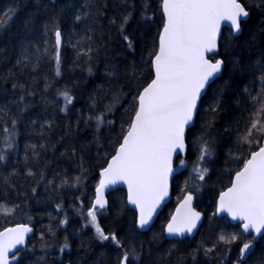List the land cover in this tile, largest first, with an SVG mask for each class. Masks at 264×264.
Masks as SVG:
<instances>
[{"label":"trees","instance_id":"1","mask_svg":"<svg viewBox=\"0 0 264 264\" xmlns=\"http://www.w3.org/2000/svg\"><path fill=\"white\" fill-rule=\"evenodd\" d=\"M78 2L55 0L53 5L48 0H0V14L9 9L15 12L7 30L0 31V105L7 104L10 112L8 117L0 118V126L7 121L11 127L12 116L18 121L15 146L5 153L6 160L0 164V177L8 179L7 184L0 185V205L14 209L10 214H0V230L16 224L34 229L12 264H117V257L132 249L139 259L131 264H236L240 247L251 236L243 235L239 225L217 217L215 205L250 152L263 142L252 139L250 145L244 144L240 136L253 109L243 89L253 79L252 63L264 55V7L250 9L238 36L222 31L218 53L210 59H224L225 67L199 103V115L186 133L184 169L172 179L171 200L150 230H137L136 214L128 207L122 189L111 192L107 207L97 211V223L106 233L117 235L121 249L111 241L101 243L95 229L86 228L79 215L89 210L98 173L115 153L122 126L127 128L133 95L150 82L152 73L146 62L151 59L149 54L155 50L163 24L160 0H132L133 16L125 26V34L133 41L131 48L116 27L108 23V17L116 15L117 10L106 9L95 32L97 50L87 63V57L77 58L73 47L83 34V24L74 23V7L64 8ZM108 2L111 5L112 0ZM243 2L259 4L260 0ZM26 18L31 23L25 31L22 21ZM53 23L63 32L59 76L52 59L55 37L47 30ZM23 56L28 57L27 66L17 64ZM32 64H36L35 69ZM106 66H114L119 84L105 75ZM13 84L23 88L13 89ZM100 85H111L126 95L122 106L105 117L114 123H105L97 132L95 121L86 124L85 120L103 111V105L92 109L89 100ZM66 90L73 97L70 105L58 95ZM258 90L257 86L251 94ZM21 95L22 104L10 103L19 101ZM21 107L23 112L18 111ZM65 107L66 111L61 112ZM210 107L217 111L210 112ZM125 109H129L127 114ZM202 141H207L211 155L200 160ZM197 165L208 169L203 181L195 173ZM53 175L60 180L59 186L49 184ZM64 179L67 185H63ZM185 193L194 195L195 207L204 215V221L192 239L166 240L163 228ZM61 221L66 223L62 225ZM232 235H238L235 242L230 239ZM65 242L69 248L61 253L59 249ZM239 264H264V238L253 241L252 251Z\"/></svg>","mask_w":264,"mask_h":264},{"label":"snow or ice","instance_id":"2","mask_svg":"<svg viewBox=\"0 0 264 264\" xmlns=\"http://www.w3.org/2000/svg\"><path fill=\"white\" fill-rule=\"evenodd\" d=\"M51 3L54 5L55 0H51ZM68 7L76 9L74 23L83 24V34L73 45L78 59L81 56L87 57L85 63L92 59L91 53L98 47L95 32L100 28L101 18L106 16V9L109 7L117 10V14L108 17V23L116 27L128 47H132L133 41L125 34V26L132 18L135 8L132 0H112L111 5L108 0H79L78 3L64 6ZM144 7L147 8V4ZM252 7H264V0H260L259 4H245L243 0H160L163 24L157 33L155 50L149 54L151 59L146 62L151 68L150 82L132 97V116L127 121V128L123 129L122 126L121 136L117 140L118 147L110 161L106 162L107 167L100 171L95 198L87 212L88 222L95 229L96 238L101 243L111 241L116 248H123L115 233H106L97 223V211L107 206L105 191L109 187L126 185L127 202L138 211L137 227L144 229L149 225L156 209L168 195L169 177L176 171L174 158L179 160L180 167L185 166L181 154L186 149V128L194 124L199 115V102L225 67L224 59L210 61L206 54L218 52L222 25H228L233 37L242 33V25L247 22ZM14 15L15 12L11 9L0 14V31L7 30ZM144 18L151 19L148 16ZM22 23L26 31L31 20L26 18ZM47 30L55 37L52 59L56 63V75L59 76L63 32L54 23ZM82 44L86 47H77ZM45 55L48 53L45 52ZM20 63L27 66L28 57L18 59L17 64ZM32 67L35 69L36 64H32ZM88 71L91 74V67ZM251 72L253 79L243 91L249 94L253 109L249 114L248 126L240 136L241 143L249 145L252 139L264 141V55L252 63ZM105 75L113 77L117 84L120 83L114 66H106ZM257 86L259 90L255 95L251 94V90ZM12 87L22 89L23 85L13 84ZM28 95L32 93L29 92ZM58 95L63 97L66 105L73 103V97L67 90ZM125 95L122 91H115L111 85L98 86L97 91L89 97L90 107L98 109L103 105V111L99 115H89L85 123L94 120L97 132L105 123L112 125L114 121L105 120V117L122 106ZM23 100L24 96L21 95L19 101L10 103L22 104ZM106 100L108 103H104ZM18 111L23 112L24 108L21 107ZM60 111L65 112L66 107ZM128 111L129 109H125L126 114ZM209 111L216 112L217 108L210 107ZM9 115V106L0 105V118ZM7 123L5 121L0 126V132L3 133L0 136V144L3 145L0 147V164L6 160L5 153L15 146L17 135L16 117H11V127ZM29 147L34 149L35 145ZM210 155L207 141H202L199 159L203 160ZM194 170L199 180H205L207 168L197 165ZM28 175L31 176L32 172L29 171ZM76 179L79 181L80 177ZM7 183L6 177H0V185ZM68 183L67 179L63 180V185ZM71 187H76V184H71ZM192 199V194L185 196L181 207L186 211L181 214L178 210V215L172 217L167 225L168 236L191 235L196 229L200 213L191 209ZM13 210L0 205V214L7 215ZM57 210H60L59 206ZM217 212L227 213L233 221H241L242 233L251 236L239 249L236 262L239 264L252 251L256 237L264 238V143L258 150L250 152L243 167L230 179V187L220 193ZM60 223L63 225L66 221ZM31 231L30 227L20 225L0 232V264H9L10 253L11 259L16 258L17 253L13 249L23 245L26 234ZM237 238L238 235H232L230 239L235 242ZM220 239L224 241L225 237L221 236ZM68 248L69 245L65 242L59 251L63 253ZM205 251L211 252L212 249ZM138 259L134 249L125 250L117 257V264H131V261Z\"/></svg>","mask_w":264,"mask_h":264},{"label":"water","instance_id":"3","mask_svg":"<svg viewBox=\"0 0 264 264\" xmlns=\"http://www.w3.org/2000/svg\"><path fill=\"white\" fill-rule=\"evenodd\" d=\"M48 1L51 3V0H48ZM161 14H162V12H161ZM162 18H163V17H162ZM224 29L228 30V25H227V24L222 25V28H221V34H222V31H223ZM228 31H229V30H228ZM221 34H220V37H221ZM219 40H220V38H219ZM217 53H218V52L207 53V54H206V57L210 59L212 56L217 55ZM210 61H212V60L210 59ZM220 76H221V75H220ZM220 76H219V77H220ZM219 77H218V78H219ZM216 79H217V78H216ZM203 96H204V95H203ZM199 103H200V102H199ZM192 126H193V125H190V126H188V127L186 128V131H185V137H186V133H187V131H188ZM262 143H264V141H263ZM257 150H258V149H257ZM185 155H186V149H185V152L181 154V159H184V158H185ZM249 156H250V155H249ZM248 158H249V157H248ZM110 159H111V158H110ZM110 159H109L108 161H110ZM177 161H178V159H175V158H174V167L176 168V171H174V172L172 173V175L169 177V181H168V195L165 197V199L161 202V204L159 205V207L156 209L155 213H154L153 216H152V219H151L150 222H149V225H148L146 228L141 229V228L137 227V223H138V211H137V209H136L134 206L128 204V202H127V186H126V185H124V184H118V185H116V186L109 187L108 189H106V191H105V199H106V201H107V196H108L111 192L116 191V190H118V189H122V190L126 193V203H127L128 207H129L131 210H133V211L135 212V214H136V228H137V230L140 231V232H148V231L150 230V228L152 227V225L154 224V222H155V220L157 219V217L159 216V214L163 211L164 207H165V206L170 202V200H171V182H172V179L174 178V176H175L176 174L180 173V172L184 169V167H180V165L177 164ZM105 167H107V164H106ZM242 167H243V166H242ZM240 169H241V168H240ZM100 171H101V170H100ZM100 171H99V173H98L97 184H98L99 179H100ZM234 175H235V174H234ZM234 175H233V177H234ZM97 184H96V185H97ZM228 187H230V185H229ZM228 187H227V188H228ZM95 188H96V187H95ZM227 188H226L224 191H226ZM187 194H191V193H185V194L182 196V198H181V199L178 201V203L174 206L173 211H172V213H171V215H170L168 221L166 222V224H165V226H164V228H163V236H164V238H165L166 240H182V239H185V238H187V239H192V238L196 235V233L198 232L200 226L202 225V223H203V221H204V215H203L200 211H198V210L196 209V207H195V198H194V195L192 194L193 199H192V201H191V209H192L193 211H195V212L200 213V220L197 222V227H196V229L193 230V233H192L191 235L185 234L184 236H168V234H167V225H168V223L171 221L172 217H173L174 215H178V210H180V213H181V214H183V213L186 211V209H183V208L181 207V205L183 204L184 198H185V196H186ZM219 196H220V194L218 195V198H217V200H216V205H215V215H216L217 217H219V218H220V217H224V218H226V219L229 221V223H230L231 225H239V226H240V224L242 223L241 221H233V220L231 219V217L228 216L227 213H218V212H217V201H218V199H219ZM94 198H95V189H94V196H93V199H92L91 205H92V203H93V201H94ZM106 207H107V206H106ZM104 209H105V208H104ZM99 210H103V209H99ZM20 225H25V224H17V225H13V226H8V227H6V228L1 229L0 232H5V230H7V229H9V228H15V227H18V226H20ZM26 226H28V225H26ZM28 227H30V228L32 229V231H31L30 233H27V234H26L24 244H23V245H18L16 249H13V252H15V253L18 254L23 248H25V247L27 246L28 240L32 237L33 232H34L33 227H31V226H28ZM240 230H241V233H242V229H241V228H240ZM242 234H243V233H242ZM243 235H248V234H243ZM258 238H260V237L257 236L255 240H257ZM9 257H10V259H9V264H12V263H13V259H11V257H12V253L9 254Z\"/></svg>","mask_w":264,"mask_h":264},{"label":"rangeland","instance_id":"4","mask_svg":"<svg viewBox=\"0 0 264 264\" xmlns=\"http://www.w3.org/2000/svg\"><path fill=\"white\" fill-rule=\"evenodd\" d=\"M177 164H179V160L177 161ZM49 181H51L52 183H49L50 185H56V186H59L60 185V180L58 179L57 176L53 175ZM87 212L88 210L86 211H82L81 212V215L80 216V219L83 220V224L86 228H91V229H94L91 224L88 222L89 221V218L87 217Z\"/></svg>","mask_w":264,"mask_h":264},{"label":"bare ground","instance_id":"5","mask_svg":"<svg viewBox=\"0 0 264 264\" xmlns=\"http://www.w3.org/2000/svg\"><path fill=\"white\" fill-rule=\"evenodd\" d=\"M17 225V224H16ZM25 225H27V224H25ZM13 226V225H12ZM28 226H30V225H28ZM32 227V226H31Z\"/></svg>","mask_w":264,"mask_h":264}]
</instances>
